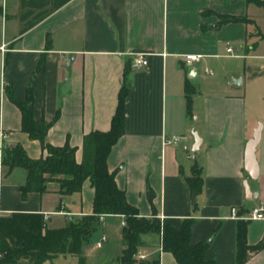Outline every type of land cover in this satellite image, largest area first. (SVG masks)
<instances>
[{
	"label": "crops",
	"instance_id": "0c3cea01",
	"mask_svg": "<svg viewBox=\"0 0 264 264\" xmlns=\"http://www.w3.org/2000/svg\"><path fill=\"white\" fill-rule=\"evenodd\" d=\"M20 11L21 0H0V131L10 134L5 147L19 144L34 159L45 154L40 142L21 130L22 113L14 102L26 101L32 85L34 117L50 125L47 142L77 148L81 162L84 136L110 130L119 92L128 86L125 134L108 158L117 185L142 217L156 214L176 228L193 219L192 242L209 244L207 259L236 264L237 225L264 207V52L259 50L264 9L246 0H71L24 33ZM223 16L251 22L221 24ZM139 53L148 65L135 68ZM186 55L201 58L187 64ZM221 59L235 63L218 65ZM209 65L217 66V76ZM234 79L242 84L233 86ZM187 83L194 87L191 114ZM259 128L249 163L247 146ZM175 136L180 139L167 143ZM196 137L201 145L194 152ZM195 163L203 179L197 208L187 183ZM26 182L24 169L0 167V219L48 214V228L61 229L93 213L89 180L78 194L63 195L50 183L48 192L23 197L20 187ZM101 220L109 235L97 240L96 255L83 248L84 264L90 256L121 264L125 218ZM263 238L264 220L248 221L249 245ZM161 239L145 235L139 252L151 261L159 257L160 264H178L163 252ZM43 264H79V257L59 255ZM246 264H264V249Z\"/></svg>",
	"mask_w": 264,
	"mask_h": 264
},
{
	"label": "trees",
	"instance_id": "16d2710c",
	"mask_svg": "<svg viewBox=\"0 0 264 264\" xmlns=\"http://www.w3.org/2000/svg\"><path fill=\"white\" fill-rule=\"evenodd\" d=\"M71 0H21L18 18L25 24L22 32L34 27L54 10ZM264 9V0H246ZM50 6V9L47 7ZM43 11H36L43 9ZM221 24L251 21L246 18L223 16ZM42 66V62L40 63ZM7 94L13 99L12 87ZM194 87L187 83L186 97L188 113L191 114ZM130 93L128 86L119 92L118 107L108 131H93L84 136L82 161L76 158L77 148L70 144L54 146L47 142L50 125L45 120L34 117V92L32 85L27 90L24 102L14 101L22 113L21 130L33 140L40 142L45 154L31 158L23 146L17 144L5 149L3 164L11 169L22 168L27 172V182L20 187L22 196L28 193L44 194L50 183L59 185V193L71 195L81 193L84 183L89 180L94 189L93 213L70 221L61 229H49L44 215L39 213H13L0 219V259L1 264H17L24 259L33 264H43L59 255H75L79 264L85 263L83 248L90 243L91 236L101 224V219L109 215L125 218L123 242L125 248L121 264H135L137 254L145 247V235H161L163 252L174 256L178 264H216L206 257L208 243L194 244L191 239L194 220L186 218L179 228L162 222L156 214L152 217L140 216L139 210L131 205L124 190L116 182V172L108 167V158L113 147L125 134L126 103ZM58 118V115L57 117ZM187 183L197 208V198L202 192V169L195 163L192 176ZM248 221L237 225L236 264H246L251 255L264 249V238L257 245H249L247 239ZM141 264H160V258Z\"/></svg>",
	"mask_w": 264,
	"mask_h": 264
},
{
	"label": "built area",
	"instance_id": "2783aa9c",
	"mask_svg": "<svg viewBox=\"0 0 264 264\" xmlns=\"http://www.w3.org/2000/svg\"><path fill=\"white\" fill-rule=\"evenodd\" d=\"M227 52L228 53H232L233 52V49L231 47H229L227 49ZM184 58V61L187 63V64H192L193 62H197L200 60V56H197V55H186L183 57ZM148 65V60L146 59L145 55L142 54V53H139V54H136L135 55V58L133 60V66L135 68H140V67H145ZM207 72H210L208 70H206ZM10 137V134L9 133H6L4 131H0V167L3 165V160H4V156H5V143L7 141V139ZM180 139V137H173L172 140H168L167 143H170L172 141H178ZM232 215L233 217H238V209L236 207L232 208ZM44 218L45 220H47L49 217H48V214H45L44 215ZM242 219H245V220H248V221H255V220H264V207L263 206H259V207H256L254 208L250 214ZM106 241V237H103L102 238V241H100L97 246L98 247H101L102 246V242ZM2 255L0 254V259H2ZM137 259L140 261V262H150L151 260L149 259V255L147 254H144L142 252H139L138 255H137Z\"/></svg>",
	"mask_w": 264,
	"mask_h": 264
},
{
	"label": "rangeland",
	"instance_id": "374dc122",
	"mask_svg": "<svg viewBox=\"0 0 264 264\" xmlns=\"http://www.w3.org/2000/svg\"><path fill=\"white\" fill-rule=\"evenodd\" d=\"M260 52H264V42L261 44L260 46ZM218 65H232L234 64L235 62L233 60H229V59H221V60H217L216 62ZM208 70H210L212 72V76L215 77L217 76V74H219V71L217 69V66H208L207 67ZM211 79V78H210ZM207 80V78L205 79ZM230 80V79H229ZM106 232L107 235H109V232L108 230L105 228V226L102 224H100L97 229L93 232L92 236H91V239H90V243L88 245H85L84 246V249H86L87 251L86 252H89L93 255H96L98 252H100V250H98V248L96 247V243H97V240H100L102 235ZM153 235V234H152ZM155 236V235H154ZM113 237V236H111ZM106 245V242L105 244ZM138 255V254H137ZM137 257V256H136ZM143 262H140L138 259H137V262L135 264H141ZM87 264H106V262H104L103 260H101L100 258H96L95 256H90L89 259H88V262Z\"/></svg>",
	"mask_w": 264,
	"mask_h": 264
},
{
	"label": "water",
	"instance_id": "95a60500",
	"mask_svg": "<svg viewBox=\"0 0 264 264\" xmlns=\"http://www.w3.org/2000/svg\"><path fill=\"white\" fill-rule=\"evenodd\" d=\"M241 84H242V79H234L233 80V86L241 85ZM260 138H261V129L259 128L255 132L253 139H251V141L249 142V144L247 146V159H248L249 163L253 161V158H254L255 152H256V148L260 142ZM200 145H201V139L199 137H196V145L194 148V152H196L199 149Z\"/></svg>",
	"mask_w": 264,
	"mask_h": 264
}]
</instances>
